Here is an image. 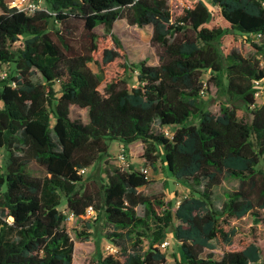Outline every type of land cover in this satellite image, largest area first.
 <instances>
[{
    "label": "trees",
    "instance_id": "1",
    "mask_svg": "<svg viewBox=\"0 0 264 264\" xmlns=\"http://www.w3.org/2000/svg\"><path fill=\"white\" fill-rule=\"evenodd\" d=\"M212 1L214 11L202 0L186 9L170 8L169 0H44L46 11L27 16L9 7L13 0H0V264H74L64 224L69 213L85 219L90 209L117 244L98 264H168L156 245L170 233L184 256L173 264H264L255 243L230 249L242 224L252 232L264 227V104L253 85L264 80V0ZM120 20L153 29L158 64L136 65V86L126 79L127 51L112 34ZM237 34L259 38L255 57L222 50ZM7 64L14 69L2 78ZM211 85L225 98L218 114L203 98ZM237 102L249 122L239 119ZM72 107L86 110L88 122L72 119ZM170 127L178 128L167 137ZM111 142L142 143L153 169L162 156L190 194L177 206L144 195L148 176L134 165L109 166ZM99 157L104 178L85 179L80 172ZM31 163L43 178L30 173ZM226 178L239 186L217 208L214 189ZM63 201L68 214L59 210ZM213 242L224 249L219 261L202 257Z\"/></svg>",
    "mask_w": 264,
    "mask_h": 264
},
{
    "label": "rangeland",
    "instance_id": "2",
    "mask_svg": "<svg viewBox=\"0 0 264 264\" xmlns=\"http://www.w3.org/2000/svg\"><path fill=\"white\" fill-rule=\"evenodd\" d=\"M205 6L210 10L214 11L216 9L212 0H202ZM1 13V11H0ZM97 33L102 35L103 29L98 28ZM113 36L120 41L128 54V61L131 68L127 74L126 79L128 80L130 86H136L138 72L134 70V67L140 62H147L150 66H156L158 64V53L154 48L151 47V39L153 35L152 27L138 28L130 26L126 20L118 21L112 32ZM23 41L21 40L10 47L11 52H16L18 49L22 48ZM259 38L255 36H243L237 34L236 37H228L222 42V50L224 52L236 51L246 58L255 57L256 53L252 44H259ZM264 64V63H263ZM90 69L98 73V68L94 64L89 65ZM264 67V66H263ZM14 69L13 64H7L3 66V74H10ZM210 78V73L207 72L203 76V81L206 83ZM60 86L56 85V90H59ZM203 98L209 103L210 110L213 113H219L220 103L225 101V98L217 92V89L212 85L209 86V93L203 95ZM262 101L257 100L258 105H261ZM240 110L238 112V117L246 122L250 121V116L246 112L244 105L237 102ZM71 118L80 119L82 122H88V115L86 110H81L77 107L71 108ZM195 121H190L188 124L191 125ZM158 128V124H156ZM178 127H170L169 132L174 133ZM109 153L111 158L108 161L109 166L114 168L127 170L129 165H134L138 170L142 171L147 169L149 171L148 178L152 183L140 191L146 196H157L162 199L163 202H172L176 204L177 201L182 200L190 194V189L186 187L183 183L176 180L168 171L162 156L156 164V169L149 167L143 158L144 151L142 143L138 142L133 145L124 146L118 142L109 143ZM120 155L126 157V164L120 162ZM5 154L0 150V161L3 162ZM106 161L104 157H99L97 163L87 169L86 174L83 176L87 180L99 181L104 178V169ZM30 173L35 177L43 178L45 176V171L38 165L31 163L29 165ZM239 182L235 179L226 178L220 187L214 189V204L217 208H221L223 203L226 201V195L234 192L238 189ZM176 194L177 197L170 201L169 197ZM177 206V204H176ZM59 210L64 214H68L65 202L59 207ZM137 213L140 217L144 216V209L139 207ZM240 224H234L238 226ZM252 225L248 222L242 224L241 229L244 231H239L238 237L236 239L235 245L230 248L231 250L242 249L241 244L255 243L262 251V258L264 259V227H253L256 229L252 232L250 228ZM65 229L74 241L76 254L74 264H98V259L106 257L110 254H115L116 243L113 242L115 238L110 237L114 231L111 226H106L104 220L90 216V219H78L74 221H66L64 224ZM163 240L168 241L170 246L167 250H162L167 256L168 264H173L174 259L177 258L180 261H184V256L180 244L170 233L166 235ZM215 247L214 250H204L202 257H208L211 255L214 260L219 261L223 256L224 249L216 242H213ZM126 247L132 249L133 243L126 244ZM148 243H144V249L146 250ZM159 247V245H156Z\"/></svg>",
    "mask_w": 264,
    "mask_h": 264
},
{
    "label": "built area",
    "instance_id": "3",
    "mask_svg": "<svg viewBox=\"0 0 264 264\" xmlns=\"http://www.w3.org/2000/svg\"><path fill=\"white\" fill-rule=\"evenodd\" d=\"M196 0H169L168 6L170 8L172 7H181L183 9L188 8V4L191 2H194ZM16 5V6H12V5ZM10 8H14L16 9L18 12H22L27 16H33L35 13L39 12V11H46V7L44 4V0H13V2L10 4L9 6ZM264 62H262L261 66L263 67ZM264 68V67H263ZM2 78L6 77V74H1ZM254 85V95L256 100H261L262 104H264V80L261 81H254L253 82ZM163 133L165 134V136L167 137H171V133L169 132L168 129H164ZM120 162H122L123 164H126V157L124 155H120L119 157ZM2 167V162L0 161V168ZM87 172V169H84L80 172L81 175H85ZM143 174H145L146 176H148L149 171L147 169H143L141 171ZM95 215V213L93 212L92 209H90L87 212L86 218L85 219H90V216ZM67 220L68 221H74V220H78L77 217H75L72 213H69L67 216ZM66 220V221H67ZM170 246V243L168 241H163L159 248L161 250H167ZM114 253H117L116 250H114Z\"/></svg>",
    "mask_w": 264,
    "mask_h": 264
},
{
    "label": "clouds",
    "instance_id": "4",
    "mask_svg": "<svg viewBox=\"0 0 264 264\" xmlns=\"http://www.w3.org/2000/svg\"><path fill=\"white\" fill-rule=\"evenodd\" d=\"M12 6H16V5L14 4V5H12Z\"/></svg>",
    "mask_w": 264,
    "mask_h": 264
}]
</instances>
